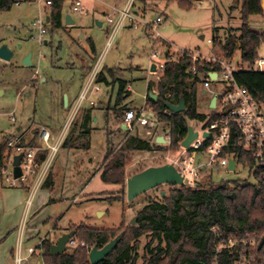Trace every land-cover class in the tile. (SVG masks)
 <instances>
[{"label":"rangeland","instance_id":"1","mask_svg":"<svg viewBox=\"0 0 264 264\" xmlns=\"http://www.w3.org/2000/svg\"><path fill=\"white\" fill-rule=\"evenodd\" d=\"M28 1L33 3L14 5L9 11L0 12V46L5 45L12 52L9 62L0 60V131L10 129L7 114L13 113L15 126L26 130L48 125L54 127L53 134H58L70 122L86 68L92 67L102 55L101 70H124L120 79L127 83L130 92L116 109L117 87L103 84L100 92L90 96L89 101L94 102V106H90L89 101L82 104V109H91L98 118L92 131V143L95 144L99 138L104 141L105 131V147L101 145L96 152L60 149L56 154L51 165L56 175L53 193L46 192L44 209L34 222L35 228L31 227L35 231L33 239L24 243L33 247L40 239H49L51 244H54L60 237V232L69 224L97 230L115 229L120 226L124 215L125 225H128L135 213L150 200L157 199L159 193L168 194V186L163 185L128 202L126 180L146 168L168 164L167 158L175 156L178 149L170 152L155 150L150 153H132L124 169L123 186L105 185L100 181L102 160L107 151L117 148L126 136L138 137L135 132L121 130L123 111L118 110L123 106L141 108L149 82L153 83V89L157 90L156 77L159 74L152 73L149 69L153 63H164L166 53L175 55L179 51H187L210 56L211 46L207 44V40L213 37L222 39L225 32L235 31L240 27L241 0H191L189 10L180 8L176 0L136 2L138 8L143 7L145 10L144 22L154 21L157 17L162 19L155 28L159 40L153 42L154 38L148 37L151 33L144 30V24L131 28L127 26L116 33L105 53V44L110 38L111 28L107 30L109 26L103 14H110L112 6L116 4L115 0H81L83 11L86 13L73 12L71 0H65L62 13L69 14L74 25L63 26L61 29H53L47 25L42 43L35 39L36 31L31 28V24L37 18H43L45 14L34 0ZM260 2L263 9L264 0ZM97 20L103 22L101 28L97 26ZM247 25L253 32L264 33V9L263 15L249 17ZM214 29L217 31L214 32ZM88 39L94 44V61L91 59ZM152 54H157V58L151 59ZM27 55L31 56L29 67L22 65ZM199 93L198 111L202 112L201 101H206L207 98ZM64 98L68 103L66 107ZM186 125L199 127V124L190 120H186ZM39 129H34L31 133ZM30 138L31 136L28 137ZM88 159H91L90 163L87 162ZM211 178L213 182L253 183L241 170L234 173L220 169L213 173ZM32 182V178H29L27 185L31 186ZM40 190L42 189L40 188L35 196ZM51 198L55 202L48 205ZM53 226L54 230L56 227L60 230L48 233ZM68 232L71 231L67 230L66 233ZM149 242V236L139 239L137 264L143 263L145 246ZM155 245L154 243L153 246ZM85 248L89 251L92 249L89 246ZM72 250L67 249L66 253Z\"/></svg>","mask_w":264,"mask_h":264},{"label":"trees","instance_id":"2","mask_svg":"<svg viewBox=\"0 0 264 264\" xmlns=\"http://www.w3.org/2000/svg\"><path fill=\"white\" fill-rule=\"evenodd\" d=\"M261 0H241V25L237 30H228L222 42L211 48V53L223 58H231L236 50H240L243 61H253L257 50L264 42V33L259 34L249 29L248 18L263 15ZM23 2H26L24 0ZM178 6L189 10L191 0H176ZM21 0H0V12L9 11ZM65 0H52L44 14L49 19L48 25L53 29L63 28L62 8ZM217 30L214 29V32ZM237 33V34H236ZM216 38V37H213ZM91 59L94 61L96 52L91 40H87ZM163 45V44H162ZM168 57V54H166ZM192 66L191 58L184 54L177 61H166L156 88L158 96L153 100L147 96L146 105L157 112L160 122L169 124L171 144L169 148H152L146 140L136 136H126L117 148L109 149L102 160L100 181L105 185L123 186L125 183L124 169L132 153H150L154 150L170 152L178 149L187 136L186 120H202L198 113L197 82L190 81L188 70ZM200 70L205 69L198 66ZM86 68L84 78L90 72ZM124 70L103 68L97 82L117 87L115 106L124 102L130 93L127 83L120 78ZM236 82L245 88L252 98L264 107V73L241 72L235 75ZM110 81V82H109ZM172 86V87H171ZM153 83L147 84V94ZM169 94L168 100L164 95ZM183 101L185 110L180 114L171 113L168 117L162 114L165 104L178 105ZM121 107L118 111H126ZM91 109L80 108L73 118L62 142L61 149L88 151L92 132ZM38 133L35 130L30 139L21 140L24 147L38 146ZM46 152L39 157L43 160ZM11 151L0 143V177L9 164ZM0 185H2L0 180ZM54 187L53 174L48 172L41 189L51 192ZM20 188L26 190L24 186ZM169 192L164 197L150 200L140 211L135 213L134 226L122 222L115 229H90L82 225L69 224L65 231L75 232L74 239L91 248L102 249L110 241L118 238L113 250L97 264H137L136 253L139 239L149 236L150 242L145 246L142 264H211L213 251L218 240L230 235H250L257 241L264 237V187L261 184H240L239 182H213L211 177L197 187L168 186ZM49 200L48 204H51ZM57 227L54 231H58ZM156 244L153 246V244ZM51 241L43 239L37 246L42 264H90L89 249L77 247L61 256H51ZM153 246V247H152Z\"/></svg>","mask_w":264,"mask_h":264},{"label":"built area","instance_id":"3","mask_svg":"<svg viewBox=\"0 0 264 264\" xmlns=\"http://www.w3.org/2000/svg\"><path fill=\"white\" fill-rule=\"evenodd\" d=\"M135 1L125 0L121 9L113 8L111 13L106 16L105 22L110 26L111 31L110 38L105 44L104 53L110 48L116 33L127 26L131 28L144 24V30L151 33L148 37L154 38L153 42L159 40L155 28L162 22V19L157 17L154 21L144 22L143 18L136 17L132 13ZM34 3L44 9L51 6L52 0H34ZM71 3L73 12L86 13L83 11L81 0H71ZM201 3L199 4L202 5ZM45 19L46 16L39 17L31 24V28L36 31L35 39L39 43H42L46 34L48 24ZM221 42L222 39L218 37L207 40V44L211 48ZM166 54L164 63L151 62L155 65V72L159 74L156 77L157 83L166 61H177L187 54L192 61V66L188 70L189 79L197 82V105L198 92L207 98L206 101H201L202 112L198 111L204 118L194 121L199 124L198 128L191 127L192 131L197 134L196 138L188 148L181 147L183 141L179 143L175 156L167 158V163L171 164L182 177L183 186L197 187L205 178L211 177L220 169H225L234 173L241 170L253 180L252 184H261L264 187V107L256 102L247 90L235 80V75L241 72L264 73V42L258 48L256 58L248 62L242 60L239 46L229 59L213 53H210V56L187 51H179L175 55ZM102 58L103 55L97 58L90 72L83 79L70 122L63 130L58 134H53L46 128H40L38 146L34 148L22 146L19 137H4L2 140V143L11 151L9 164L3 172L7 185L9 187L24 186L29 178L33 180L27 191L26 212L29 211L35 193L41 188L50 171L73 118L82 104L89 101L92 94L101 90L102 84L97 82V78L102 71ZM155 58H157V54H152L151 59ZM198 66H203L205 69L200 70ZM153 88L150 93L158 96V91ZM147 96L148 94L144 96L145 102L141 108L128 109L123 112L120 125L124 126V132L137 133L138 138L148 141L154 149L157 147L169 148L171 144L168 132L169 124L160 122L157 112L146 105ZM169 97V94H165L164 100H168ZM213 99L214 106L211 107ZM89 105L94 106V102L89 101ZM162 114L168 117L171 112L165 108ZM9 121L15 122L13 113L9 114ZM158 137H162L164 144L156 142ZM41 152L47 153L43 160L39 157ZM15 156H21L19 163L21 176L16 180L13 178L11 167L12 159ZM231 161L234 163L233 170L228 168ZM260 240L257 241L250 235H230L226 239L218 237L211 264H264V244L258 249ZM66 247L75 249L86 247V245L72 238ZM15 261L19 263L20 259L16 258Z\"/></svg>","mask_w":264,"mask_h":264},{"label":"crops","instance_id":"4","mask_svg":"<svg viewBox=\"0 0 264 264\" xmlns=\"http://www.w3.org/2000/svg\"><path fill=\"white\" fill-rule=\"evenodd\" d=\"M23 1L24 0H21V3L16 4V5L33 3L28 0H26V2H23ZM140 1L142 0L135 1L132 13L138 18H143L145 16V10L142 7L141 8L142 11H141V9L136 6V2H140ZM115 2L116 4L112 6L111 10L113 8L121 9L123 5L125 4V0H115ZM65 15H69V14L62 13L63 26H64L63 18ZM107 15L108 14H103L104 18H106ZM97 22L99 21L97 20ZM99 23H100V26L98 27L101 28L103 25V22H99ZM109 28L110 26L108 27L107 30H109ZM201 38L203 39V37ZM83 79L84 77H82V81ZM127 91L129 92V87H127ZM132 109H135V108L133 107ZM9 114L10 113L7 114L8 121H9ZM91 116H92L91 128L93 131L95 126L97 125L98 118L95 117L93 112H91ZM9 123L11 124L10 129H7L5 131H0V143H2V140L4 137L6 138L7 137H19L21 140L22 139L26 140L28 139V137L31 136L32 134L31 132L34 129H39L42 127L48 129L51 133H53L54 131V127H48V125H39L35 127H30L24 130L19 126H15L14 125L15 122L11 123L9 121ZM92 133L93 132H91V135H90V149L85 152H92L93 150L94 152H96L98 149H100L101 145L105 147L106 132L104 131L105 140L103 141L102 138H99L95 144L92 143ZM62 150L79 152V150H66V149H62ZM90 160L91 159H88L87 162L90 163ZM51 172L53 174L54 186H55L56 175H55L53 167H51ZM0 180L2 183V185H0V264H42L41 259L38 256L39 251L37 250V246L39 245L42 239L38 240V242L33 247L26 246L24 245V243L27 242V240L33 239V235L35 231H33L31 227L33 226V228H35L34 222L36 221L37 216L41 213L42 209H44L45 202L47 199L46 192H49V191L42 189L40 190V192H38V194H36V196L34 195V197H36V198H33V200H35L34 204L32 202V205L29 211L26 212L25 202L27 198V191L31 187L30 185H27L28 182L24 184V187L26 188V190H24L20 188V186L9 187L7 183L4 181L3 175L0 177ZM52 193H53V190L50 192V194ZM50 200H52V203L55 202V200L52 198ZM31 211H32V214H30ZM66 232L67 231L62 230L59 236H61L62 234ZM48 233L50 234L54 233V226L51 228V230ZM16 258L20 259L19 263H16L15 261Z\"/></svg>","mask_w":264,"mask_h":264},{"label":"water","instance_id":"5","mask_svg":"<svg viewBox=\"0 0 264 264\" xmlns=\"http://www.w3.org/2000/svg\"><path fill=\"white\" fill-rule=\"evenodd\" d=\"M46 24L49 23L48 17L45 19ZM64 26H73L74 21L70 17V15H65L63 18ZM97 26H100L99 22H96ZM82 38V36L80 37ZM202 39V38H201ZM44 45H46V42H44ZM30 55H27L22 65L29 67L31 66L30 62ZM12 58V52L8 49L7 46L2 45L0 46V60L9 62ZM150 72H155V65L152 64L150 66ZM214 78V76H212ZM148 97L156 100L157 96L148 93ZM64 105L67 106V100L64 98ZM214 106V99L211 101V107ZM165 107L173 114H180L184 112L185 107L182 100L178 103V105H171V104H165ZM124 130V126L121 128ZM197 134L192 131L191 127L187 128V136L181 143V147L188 148L189 144L196 138ZM156 142L159 144H164V140L162 137H158L156 139ZM21 156H15L12 159V175L13 178L16 180L20 178L21 176V170L19 167ZM229 170H233L234 163L231 161L229 162L228 166ZM163 185L166 186H183L182 183V177L180 174L175 170V168L171 164H165L163 166L159 167H149L145 170L133 175L132 177L128 178L126 180V198L128 202L133 201L135 198L139 197L140 195H143L147 193L148 191L155 190ZM161 197H164V193H160ZM136 221V217L133 218V220L130 222V226H134ZM75 232L71 231L68 233L62 234L60 237L57 238L56 242L54 244L50 245L49 248V254L51 256H61L66 253L67 251V243L70 241V239L74 238ZM118 242V238H115L114 240L110 241L106 246H104L102 249H97L96 247H93L89 253H88V260L90 264H97L101 260H103L114 248L116 243ZM264 244V237L261 238L258 249L262 247Z\"/></svg>","mask_w":264,"mask_h":264}]
</instances>
